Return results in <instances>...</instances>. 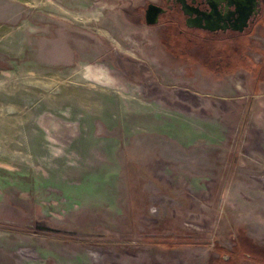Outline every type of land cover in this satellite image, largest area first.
Here are the masks:
<instances>
[{
  "label": "rangeland",
  "instance_id": "rangeland-1",
  "mask_svg": "<svg viewBox=\"0 0 264 264\" xmlns=\"http://www.w3.org/2000/svg\"><path fill=\"white\" fill-rule=\"evenodd\" d=\"M141 1L0 0V264H264V39L166 58Z\"/></svg>",
  "mask_w": 264,
  "mask_h": 264
},
{
  "label": "flooded vegetation",
  "instance_id": "flooded-vegetation-1",
  "mask_svg": "<svg viewBox=\"0 0 264 264\" xmlns=\"http://www.w3.org/2000/svg\"><path fill=\"white\" fill-rule=\"evenodd\" d=\"M131 21L157 29L166 58L189 63L202 58L206 69L232 71L236 60L248 68V42L264 39V0H142ZM233 43L234 57H217Z\"/></svg>",
  "mask_w": 264,
  "mask_h": 264
},
{
  "label": "trees",
  "instance_id": "trees-1",
  "mask_svg": "<svg viewBox=\"0 0 264 264\" xmlns=\"http://www.w3.org/2000/svg\"><path fill=\"white\" fill-rule=\"evenodd\" d=\"M262 67H264V64L261 66H259V70H257V72L254 73L255 77L257 79H264V72L262 73Z\"/></svg>",
  "mask_w": 264,
  "mask_h": 264
},
{
  "label": "bare ground",
  "instance_id": "bare-ground-1",
  "mask_svg": "<svg viewBox=\"0 0 264 264\" xmlns=\"http://www.w3.org/2000/svg\"><path fill=\"white\" fill-rule=\"evenodd\" d=\"M131 127V126H130ZM13 134V133H12ZM49 138V137H48ZM12 140V139H11ZM82 140H84V138L82 139ZM49 142H50V140H48ZM52 143V142H51ZM42 144H45L44 142L42 143ZM7 145V144H6ZM105 151V150H104ZM94 155V154H93Z\"/></svg>",
  "mask_w": 264,
  "mask_h": 264
}]
</instances>
